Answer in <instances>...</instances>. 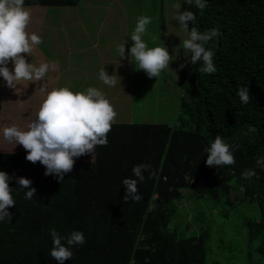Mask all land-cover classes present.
Segmentation results:
<instances>
[{"label": "trees", "instance_id": "1", "mask_svg": "<svg viewBox=\"0 0 264 264\" xmlns=\"http://www.w3.org/2000/svg\"><path fill=\"white\" fill-rule=\"evenodd\" d=\"M81 1L24 0V6L47 10L77 7ZM183 11L195 16L190 27L216 29L218 35L205 45L214 53V73L203 74L199 63L186 60L173 77L180 88L179 128L113 125L95 162L77 166L59 182L45 176L38 161H27L20 145L0 152V171L15 190V205L8 208L12 219L0 222V264H57L50 256L52 230L85 236L64 264H207L211 230L185 238L170 229L184 190L208 200L214 210L234 206L233 190L241 199L260 201V217L245 220V227L264 258V0H206L202 10L183 0ZM3 86L0 79V123ZM242 86L249 88L246 105L236 95ZM217 135L230 145L233 165H206V149ZM137 164L150 165L136 185L141 199L125 201L122 181L135 179ZM246 170L255 175L243 179ZM19 177L32 181L31 200L19 190Z\"/></svg>", "mask_w": 264, "mask_h": 264}, {"label": "clouds", "instance_id": "2", "mask_svg": "<svg viewBox=\"0 0 264 264\" xmlns=\"http://www.w3.org/2000/svg\"><path fill=\"white\" fill-rule=\"evenodd\" d=\"M187 2L201 10L206 6V0H187ZM175 7L179 9L180 4H176ZM30 9L33 8L24 6V0H0V79L9 88H15L18 94H22V91L16 88V85L41 81L57 68V65L52 62H34L33 59L27 62L26 57L21 55L27 54L31 57L36 47L42 43L35 32L29 33L26 30L31 19ZM174 20L183 37L179 48L185 51L187 63L193 65L199 63L198 71L203 74L214 73L216 71L213 62L214 53L205 45L218 35L217 30L200 31L196 27H190V24L195 21L191 11L178 12ZM150 23L151 18L147 16L137 19L129 38L131 44L127 58H132L135 61V67L143 71L147 77L156 78L163 70L170 69L171 57L165 47L149 48L147 46L143 36L146 25ZM117 51L120 58H125V44L120 45ZM9 62L13 65L11 71L8 68ZM179 67L183 68L184 64ZM98 75L104 85L108 87L114 85L115 77L109 75L105 69L102 68ZM236 95L242 104L249 103L248 87H239ZM115 116L116 113L109 100L95 87H87L77 92L67 87L53 88L46 92L35 113V118L26 125L25 129L15 124L4 127L0 129V138L13 144L14 147L22 146L26 152L27 161L33 164L38 161L45 168L44 175H52L59 182L63 181L66 173L73 172L72 169H76L77 166L95 162L98 146L107 145V133L111 130V126L120 124L113 123ZM173 128H179L178 121L174 127L170 125V129ZM206 152L205 163L209 167L235 163L230 145L219 135L207 147ZM258 163H260L259 160ZM149 168L148 164H137L132 168L135 179L125 178L122 181L125 201L141 199L136 185L138 181L144 180L143 173ZM254 175L253 170L241 173L243 179H250ZM10 180L6 172L0 171V222L12 219L8 208L15 205L12 197L15 190L9 187ZM15 182L19 190L24 192V198L31 200L35 195V189L30 187L32 181L19 177ZM157 199L158 195L155 194L151 208ZM50 236L52 240L50 256L57 264H64L66 260H71L72 247L85 243V236L80 231H72L65 237L52 230Z\"/></svg>", "mask_w": 264, "mask_h": 264}, {"label": "rangeland", "instance_id": "3", "mask_svg": "<svg viewBox=\"0 0 264 264\" xmlns=\"http://www.w3.org/2000/svg\"><path fill=\"white\" fill-rule=\"evenodd\" d=\"M182 1L82 0L77 7H50L46 11H41L38 16L31 13L26 30L29 33L35 32L42 43L31 54L32 58L27 54L21 55L26 57L27 62L33 59L34 62L63 64L66 58H69L68 55L61 51L59 53L51 46L50 33H45V30L56 29L60 25V30H64L61 37L68 45L65 46L71 50L72 57H76L77 60L87 58L89 68L99 66V70L102 68L106 70L108 67L116 69V74L121 78L128 73L135 84L140 82L146 87L145 92L134 93L135 97L131 99L130 105L123 109L124 121L119 120L120 124H175L180 113L181 100L180 88L173 85L176 82L173 81V77L178 76L181 69L179 66L187 60L185 51L179 48L183 37L174 20V16L181 12ZM176 4H180L179 9L175 7ZM142 16L151 18V23L146 25L144 41L149 48L165 47L171 57L169 67L176 73L165 69L158 77L149 78L135 67L132 58H127L131 44L130 35L137 19ZM107 29L114 32L110 33ZM123 44H125V58H120L117 49ZM80 52H83V56ZM9 64L12 65L11 62ZM123 64L127 70H121ZM98 74L97 80L102 84ZM52 81L50 73L41 80L44 85L43 95L53 88L65 87L62 86L63 81L58 83V87ZM75 85L76 82H72L69 89L74 91L72 88ZM22 86L24 87L25 83ZM5 87L4 98H9L8 101L11 103L3 104V112H8L9 106L12 107V103H15L19 96L15 94V88H9L6 84ZM111 92L110 90L107 94ZM10 122L13 121L2 120L0 129L11 126ZM17 146L14 147L13 144L0 138L1 153L14 151ZM24 151L21 146V152ZM231 201L234 206L230 205L225 211L221 208L214 210L208 200H196L190 191L184 190L182 202L178 205L170 229L177 231L179 237L185 238L199 234L200 230H211L207 264H264V258L257 252L259 244L251 245L248 228L245 227V220H258L260 217V201L241 199L234 190L231 192Z\"/></svg>", "mask_w": 264, "mask_h": 264}, {"label": "crops", "instance_id": "4", "mask_svg": "<svg viewBox=\"0 0 264 264\" xmlns=\"http://www.w3.org/2000/svg\"><path fill=\"white\" fill-rule=\"evenodd\" d=\"M30 10L34 16H38V14L41 11H46L43 8H41V10H39V8H33ZM107 31L110 33L114 32L111 30L109 31L108 29ZM43 33L44 31H42V34ZM45 33H50V37L52 38L50 39L51 46H53L56 50H58L59 53L60 51L66 53L69 57L66 58L63 64H57L56 70L50 73V76L52 77L53 80L52 81L53 84H56V86L58 87V83L60 81H63L64 84L62 86L70 88L69 87L70 84L72 82H76V85L72 88L74 90L73 92L83 91L87 87H95L99 89L104 94L105 98L109 100L116 113L113 123H119V120L124 121L122 116L123 109L127 108V106L130 105L131 99L135 97L134 93L145 92L146 87H143L140 82H137L135 84L134 79L129 75H127L128 73H126V76L124 78L119 77L116 74V69H112L110 67L106 69V72L109 75H113L115 77L114 85L112 87H108L103 83L101 84L97 80V73L100 72V70L98 69L99 66L89 68L87 67V58H83L81 60L78 58L77 60L76 57H72L71 50L68 47H66L68 45L63 40V37H61V35L64 33V30L63 31L60 30V25L56 29L45 30ZM83 49H85V46L83 47ZM83 49H80V51ZM76 53L78 54L79 52L77 51ZM80 54L83 56V52H80ZM102 63L104 64V62ZM8 68L11 71L12 65L9 63H8ZM124 69L127 70V68L123 64L121 66V70L123 71ZM3 83H4L3 86L4 103L5 104L11 103L10 101H8L9 98H4L6 83L4 81ZM43 87L44 85L42 84L41 81L25 82L24 87L22 85H16V88L21 89L22 94H18L17 92H15V94L19 97L17 98V101L15 103L14 102L12 103L13 104L12 107L9 106L8 112L7 111L3 112V116L1 120H7V121L12 120L15 125H17L21 129H25L26 125L32 119L35 118V113L45 97V95H43L44 92V90H42ZM47 88L49 89V87ZM110 90L112 91L111 94H107ZM13 122H10V124L13 125ZM5 126L7 125L5 124Z\"/></svg>", "mask_w": 264, "mask_h": 264}]
</instances>
